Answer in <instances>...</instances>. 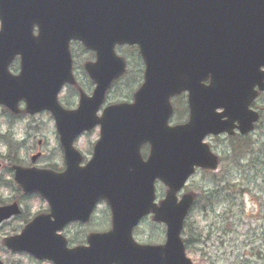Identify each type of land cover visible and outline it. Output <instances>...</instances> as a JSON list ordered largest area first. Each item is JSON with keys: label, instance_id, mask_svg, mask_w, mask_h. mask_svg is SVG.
<instances>
[{"label": "water", "instance_id": "obj_1", "mask_svg": "<svg viewBox=\"0 0 264 264\" xmlns=\"http://www.w3.org/2000/svg\"><path fill=\"white\" fill-rule=\"evenodd\" d=\"M258 2L0 0V105L18 112L25 101L30 114L51 112L67 163L60 175L17 169L16 182L28 194L40 193L51 215L37 218L7 246L55 264H192L181 234L194 196L179 202L177 194L196 168L218 169L206 137L234 134L237 121L245 135L258 120L249 111L254 88L264 90V19L253 12ZM73 40L96 52L97 63L86 69L97 88L69 112L58 97L65 84L75 83ZM116 45L140 47L145 84L134 104L108 107L99 119L108 90L126 71ZM17 57L21 74L14 77L9 68ZM183 92L189 93L190 121L170 127V100ZM220 109L224 112L217 113ZM98 125L101 139L94 158L81 168L74 142ZM144 144L151 146L147 161L140 154ZM158 180L169 187L159 207ZM101 199L112 209L113 230L92 235L88 249L69 250L58 233L69 223H87ZM151 213L167 226L164 246H140L133 240V230ZM19 214L17 204L0 208V225Z\"/></svg>", "mask_w": 264, "mask_h": 264}, {"label": "rangeland", "instance_id": "obj_2", "mask_svg": "<svg viewBox=\"0 0 264 264\" xmlns=\"http://www.w3.org/2000/svg\"><path fill=\"white\" fill-rule=\"evenodd\" d=\"M71 50L75 56L76 70L82 75L79 82L86 94H91V82L83 84L84 64L95 58L78 43H73ZM117 53L128 63V72L113 87L108 96V105L130 101L143 83L144 64L135 55L136 52L119 48ZM18 69L17 64L13 65L12 73L17 74ZM78 102L79 94L74 88H67L60 97V103L67 109H76ZM184 103L183 98L179 104L184 106ZM259 107L261 120L245 141L226 137L207 140L220 157V167L216 172L197 171L184 189V193L196 198L183 234L184 240L189 243L187 255L193 264H264V95ZM178 109L172 123L187 119L181 105ZM22 110L25 111L24 106ZM3 132L4 144L1 138ZM99 137V130L88 133L78 140L76 148L88 153ZM38 154L43 157L36 162V168L49 170L48 167L54 166L62 169L63 152L54 118L47 113L29 116L23 111L20 118H16L0 108V204L18 197L25 212L20 220L0 228V262L38 264L25 254L12 255L5 246L10 236L24 228L27 219L31 220L48 208L47 203L38 196L22 201L20 194H16V184L10 171L13 165L28 168L33 164L32 158ZM242 154L247 155L241 158ZM234 158H239L238 164L234 163ZM166 194L167 187L158 183V203ZM111 226V211L104 202L96 210L90 224L84 227L70 226L66 233L71 244L78 245L87 235L110 231ZM135 238L142 245H162L166 241V227L149 217L136 230Z\"/></svg>", "mask_w": 264, "mask_h": 264}, {"label": "flooded vegetation", "instance_id": "obj_3", "mask_svg": "<svg viewBox=\"0 0 264 264\" xmlns=\"http://www.w3.org/2000/svg\"><path fill=\"white\" fill-rule=\"evenodd\" d=\"M247 3H248V0H245ZM258 7V8H257ZM255 6V8H256V10L255 11H253V12H256L257 13V16H258V18L259 17H261L262 18V20L264 19V0H260V2H258V6ZM255 8H253V9H255ZM84 48V47H83ZM85 49V51H87V52H89V53H91V54H93V56H94V58H95V60H93L92 62H95L96 61V56H95V54L94 53H92V52H90V51H88V49H86V48H84ZM81 56H82V54H81ZM83 57V56H82ZM74 58H75V56H74ZM138 58H140V57H138ZM75 61V60H74ZM88 63V62H87ZM75 65H76V62H75ZM86 65V63L84 64V66ZM263 71H264V68L262 69ZM74 72H75V75H76V79H78V81H80L79 80V78H81V76L82 75H80L78 72H77V70L74 68ZM85 82H90V79L87 77V75H86V73H85V75H84V82H83V84H85ZM80 83V82H79ZM91 85L93 84V83H90ZM79 85V84H78ZM94 86V85H93ZM75 89H76V91H78V93L81 91V90H84L83 88H82V86L80 85V87H74ZM94 88V87H93ZM256 92H258V95H257V97H256V99L254 100V102H253V104H252V109L253 110H255V111H257V112H259V114H260V116H261V108L259 107V101L263 98V95H264V93H260L259 92V89L258 88H256ZM182 98H186V96L184 95ZM177 100V99H176ZM7 113H9V112H7ZM11 115H13V114H11ZM20 116H21V114L20 115H17V116H14V117H16V118H20ZM2 119L4 120V114H3V117H2ZM3 128H4V123H3ZM235 136H240V135H235ZM228 136H226V138H227ZM1 138H2V142H3V144H4V132H3V134L1 135ZM95 146V145H94ZM94 146L88 151V153H83L82 151H80V150H78V151H80V153L82 154V163H81V166H87L90 162H91V160H92V157H93V154H94ZM148 147H144L143 149H142V155H143V158L144 159H146V157H147V153H148ZM62 152H63V150H62ZM39 156H41V157H43V155L42 154H39ZM8 158V157H7ZM6 158V159H7ZM2 160H4L3 158H2ZM14 166L15 165H13L12 166V168H11V172L12 171H14ZM21 166V165H20ZM36 165H34V164H32V165H30V166H28V168H31V167H35ZM24 167V166H23ZM49 168H51L52 170H56V172L57 173H61V172H63L65 169H66V160H65V156H64V152H63V166H62V169L61 170H59V169H56L54 166H51V167H49ZM14 173V172H13ZM16 188H17V190H16V194H20V197L19 198H21L22 199V201H23V199H25L24 197H25V195H23L24 193H23V191L16 185ZM18 199V197H15V199L13 200H10V201H8L7 200V202H4V206H7V205H11V204H13V203H19V201L17 200ZM20 199V200H21ZM20 204V203H19ZM102 204V203H101ZM22 206V205H21ZM41 214H49V210H48V208L44 211V212H39L37 215H41ZM23 215H25V212H23L22 211V214H21V216H19V217H17L16 219L14 218V220H18V219H20ZM13 220V221H14ZM74 225H76V226H78V227H84L85 225H80V224H74ZM65 235H66V237H67V233L65 232ZM68 238V237H67ZM88 239H89V235H87V237L85 238V240L83 241V243H80V244H78V245H73V244H71V241L68 239V243H69V247L70 248H74V247H87L88 246ZM31 261L32 262H36V263H38V264H52V263H50V262H47V261H37V260H34V259H32L31 258ZM0 264H8V263H4V262H0Z\"/></svg>", "mask_w": 264, "mask_h": 264}, {"label": "trees", "instance_id": "obj_4", "mask_svg": "<svg viewBox=\"0 0 264 264\" xmlns=\"http://www.w3.org/2000/svg\"><path fill=\"white\" fill-rule=\"evenodd\" d=\"M246 155H247V154H242V155H241V158H244ZM239 156H240V154H239ZM233 161H234L235 164H238V162H239V158H234ZM215 178H217V176H216ZM186 244L188 245L189 243L186 241Z\"/></svg>", "mask_w": 264, "mask_h": 264}]
</instances>
